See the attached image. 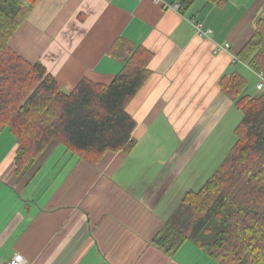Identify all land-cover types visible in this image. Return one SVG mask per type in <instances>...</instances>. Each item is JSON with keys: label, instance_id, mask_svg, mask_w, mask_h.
I'll list each match as a JSON object with an SVG mask.
<instances>
[{"label": "crops", "instance_id": "obj_1", "mask_svg": "<svg viewBox=\"0 0 264 264\" xmlns=\"http://www.w3.org/2000/svg\"><path fill=\"white\" fill-rule=\"evenodd\" d=\"M176 2L40 0L12 37L11 48L40 62L66 93L83 79L112 83L123 69L110 54L119 38L153 58L149 80L127 109L137 123L130 153L109 152L90 166L52 142L17 175L16 138L9 130L0 135V264L15 254L27 264H216L192 243L169 257L153 239L190 192L168 198L202 145L240 123L241 111L221 92L222 77L238 73L248 83L245 94H259L256 73L237 55L264 0H228L223 7L197 0L186 14L171 7ZM194 20L213 35L198 36ZM218 43L230 50L214 52ZM170 141L178 152L154 177L145 175L159 166L152 155L132 168L138 150L148 155Z\"/></svg>", "mask_w": 264, "mask_h": 264}, {"label": "trees", "instance_id": "obj_2", "mask_svg": "<svg viewBox=\"0 0 264 264\" xmlns=\"http://www.w3.org/2000/svg\"><path fill=\"white\" fill-rule=\"evenodd\" d=\"M39 1L0 0V135L9 130L16 138V174L30 171L52 142L90 166L109 152L130 153L137 123L127 109L151 76L153 54L119 38L110 54L123 69L112 83L83 79L66 93L40 62H28L10 46ZM196 1L178 0L180 11L186 14ZM205 1L219 7L228 2ZM237 58L264 72V12ZM247 84L238 73L219 82L242 113L236 143L153 239L169 257L190 242L216 264H264V92L246 95Z\"/></svg>", "mask_w": 264, "mask_h": 264}, {"label": "rangeland", "instance_id": "obj_3", "mask_svg": "<svg viewBox=\"0 0 264 264\" xmlns=\"http://www.w3.org/2000/svg\"><path fill=\"white\" fill-rule=\"evenodd\" d=\"M255 84L257 85V83ZM256 85L255 88H253L254 91L253 93H257ZM237 126L234 129H232V131L229 133L227 132V133L219 134L220 139L214 140L213 138H211L206 142V144L202 145V148L195 156V159L191 161L190 166H187L185 174L176 183L175 189L176 190L179 189V193L178 191L175 192V189H173L169 194L168 198L173 199L177 195L180 197V194H182L184 191L197 192L204 186V184L213 175V173L222 163L226 155L231 151V149L235 145L236 143L235 129L237 128ZM62 151L65 152L64 149ZM177 152H178L177 141L175 142L170 141L164 149H161L159 151H154V150L149 151L148 155H146V150L140 149L132 157V162H131L132 168L135 167L134 165L135 162L137 163L140 161V159H145L146 157L152 155L154 160L159 161L158 163L159 166L156 165V167H153L154 169L152 171L145 173V175L146 176L151 175V177H154L155 174H157L163 169L162 165L160 164H162L167 159H173L176 156ZM146 184L148 183L145 181L142 182L141 185H146ZM187 243L191 244L190 242Z\"/></svg>", "mask_w": 264, "mask_h": 264}, {"label": "built area", "instance_id": "obj_4", "mask_svg": "<svg viewBox=\"0 0 264 264\" xmlns=\"http://www.w3.org/2000/svg\"><path fill=\"white\" fill-rule=\"evenodd\" d=\"M155 2L159 3L161 0H154ZM174 10L180 11L181 4L176 2L171 6ZM195 32L200 37H210L213 35V31L209 28H206L202 22L193 21ZM224 50H230V44L221 45L218 43L215 46L214 52L219 53ZM258 78L256 89L257 92H264V72H255ZM7 264H27L26 259L21 254H15Z\"/></svg>", "mask_w": 264, "mask_h": 264}]
</instances>
